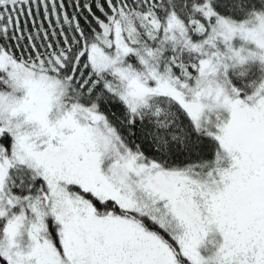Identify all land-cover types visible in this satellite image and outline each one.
Returning a JSON list of instances; mask_svg holds the SVG:
<instances>
[{
  "label": "snow or ice",
  "instance_id": "6c2138e0",
  "mask_svg": "<svg viewBox=\"0 0 264 264\" xmlns=\"http://www.w3.org/2000/svg\"><path fill=\"white\" fill-rule=\"evenodd\" d=\"M0 264H264V0H0Z\"/></svg>",
  "mask_w": 264,
  "mask_h": 264
}]
</instances>
